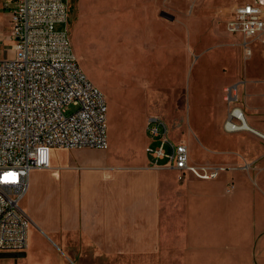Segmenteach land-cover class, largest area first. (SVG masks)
<instances>
[{
  "label": "crops",
  "instance_id": "crops-1",
  "mask_svg": "<svg viewBox=\"0 0 264 264\" xmlns=\"http://www.w3.org/2000/svg\"><path fill=\"white\" fill-rule=\"evenodd\" d=\"M129 115L143 134L140 146L117 154L109 141L106 149L55 147L51 166L32 170L22 206L39 230V255L28 236L25 264L47 260L48 250L54 264H85L96 254L150 256L152 264H264V128L247 118L249 128L231 133L223 123L217 160L248 166L224 173L223 188L221 173L201 179L152 166L147 115L122 112ZM190 162L209 166L191 153ZM238 177L249 190L239 188Z\"/></svg>",
  "mask_w": 264,
  "mask_h": 264
},
{
  "label": "rangeland",
  "instance_id": "rangeland-1",
  "mask_svg": "<svg viewBox=\"0 0 264 264\" xmlns=\"http://www.w3.org/2000/svg\"><path fill=\"white\" fill-rule=\"evenodd\" d=\"M4 1L0 0V44H12V9L3 7ZM68 1V23H57L56 29L68 30L80 66L106 97L109 151L117 154L127 145L140 146L143 134L136 133L131 115L123 118L122 112H145L147 118L163 119L174 141L189 145L193 162L220 168L223 188L224 173L248 167L242 161L216 158L217 140L227 134L223 123L234 105L228 97L232 89L249 122L264 128V44L253 42L249 54L242 36L226 29V16L245 0ZM259 166L264 171V164ZM233 183L228 182L232 189ZM237 184L249 190L242 177ZM28 230L39 255V230L31 220ZM11 253L0 250V264H25V256ZM48 254L42 261L35 256L37 264H54L52 251ZM85 264L152 262L150 256L96 254Z\"/></svg>",
  "mask_w": 264,
  "mask_h": 264
},
{
  "label": "built area",
  "instance_id": "built-area-1",
  "mask_svg": "<svg viewBox=\"0 0 264 264\" xmlns=\"http://www.w3.org/2000/svg\"><path fill=\"white\" fill-rule=\"evenodd\" d=\"M3 7L12 9L13 43L0 44V250L23 252L30 220L22 201L32 170L49 168L55 147L106 149L107 102L80 66L68 30L56 29L68 23V0H5ZM226 29L241 35L251 54L250 44H264V0L236 4ZM228 97L234 105L225 130L247 129L236 91ZM147 131L152 166L201 179L218 176L220 168L190 162L189 145L174 141L160 117L148 118Z\"/></svg>",
  "mask_w": 264,
  "mask_h": 264
},
{
  "label": "bare ground",
  "instance_id": "bare-ground-1",
  "mask_svg": "<svg viewBox=\"0 0 264 264\" xmlns=\"http://www.w3.org/2000/svg\"><path fill=\"white\" fill-rule=\"evenodd\" d=\"M115 26V25H114ZM243 110V109H242ZM243 116H244V119H245V127L246 128H249L250 126H249V123H248V120H247V117L245 116V113L243 112ZM244 197V196H243ZM218 201V200H217ZM219 204V203H218ZM224 205V204H223ZM217 206V205H216ZM219 207V206H218ZM249 207V206H248ZM223 209V208H222ZM222 209H220V210H222ZM243 209V208H242ZM224 210V209H223ZM209 212V211H208ZM229 214V213H228ZM66 216V215H65ZM218 219V218H217ZM198 256H199V254H198ZM196 257V256H195ZM200 257V256H199ZM218 259V258H217ZM220 260V259H219ZM196 261V260H195ZM192 262H194V261H192Z\"/></svg>",
  "mask_w": 264,
  "mask_h": 264
},
{
  "label": "water",
  "instance_id": "water-1",
  "mask_svg": "<svg viewBox=\"0 0 264 264\" xmlns=\"http://www.w3.org/2000/svg\"><path fill=\"white\" fill-rule=\"evenodd\" d=\"M12 256H15V257H22L24 256V252H12L11 253Z\"/></svg>",
  "mask_w": 264,
  "mask_h": 264
}]
</instances>
